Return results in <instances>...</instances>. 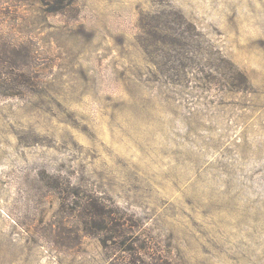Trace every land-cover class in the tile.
<instances>
[{
  "label": "rangeland",
  "instance_id": "374dc122",
  "mask_svg": "<svg viewBox=\"0 0 264 264\" xmlns=\"http://www.w3.org/2000/svg\"><path fill=\"white\" fill-rule=\"evenodd\" d=\"M141 246L264 264V0H0V264Z\"/></svg>",
  "mask_w": 264,
  "mask_h": 264
},
{
  "label": "trees",
  "instance_id": "16d2710c",
  "mask_svg": "<svg viewBox=\"0 0 264 264\" xmlns=\"http://www.w3.org/2000/svg\"><path fill=\"white\" fill-rule=\"evenodd\" d=\"M85 210L86 212V217L90 216H100L101 218H104L101 220L102 224L100 226L99 231H104V230H109V231H114L113 233L117 235L118 237L124 236L125 234L124 231L126 228L123 227V224L115 222L114 218L112 217L113 212L112 211H104V207L101 206V204H98L96 201L88 202ZM104 215H108V218L111 219V225L108 228L109 221L105 219ZM107 217V216H106ZM119 218V217H118ZM86 225L87 222H86ZM136 227V224H135ZM88 229L93 230L92 227H88ZM88 230L89 233H92L95 235V231ZM135 232V231H134ZM124 243V241H123ZM149 249V247H148ZM129 256V260L126 262V264H166L164 261H161L158 255H154L151 250H148V252L141 246L139 249L137 248H132V247H127L122 250ZM141 252L143 253L148 260H143L141 256H138V253ZM168 264V263H167Z\"/></svg>",
  "mask_w": 264,
  "mask_h": 264
}]
</instances>
